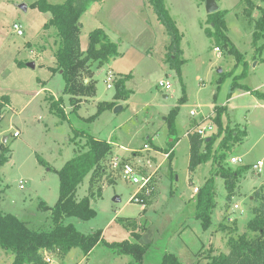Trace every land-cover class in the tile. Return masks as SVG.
<instances>
[{
  "label": "rangeland",
  "instance_id": "1",
  "mask_svg": "<svg viewBox=\"0 0 264 264\" xmlns=\"http://www.w3.org/2000/svg\"><path fill=\"white\" fill-rule=\"evenodd\" d=\"M46 1L58 5L66 0ZM204 1L164 0L183 33L181 59L185 60L180 72L170 64V37L150 0L92 2L80 18L81 51L85 53L88 49L89 34L103 28L119 44V55L101 67H97L96 61L82 68L79 80H84L85 84L94 83L95 94L78 95L79 101L74 107L70 94L64 91L65 81L58 70L56 55L61 36L55 26H45L51 12L40 9L39 0H0V112L4 116L0 119V156L8 158L0 166V211L17 215L35 229L49 226L51 212L41 209L40 203L44 200L49 206L55 205L60 190L59 171L86 145L88 134L107 143L114 140L125 145L134 135L129 146L136 149L133 152L136 155L126 161L144 166L148 156L154 163L144 170L151 179L150 189L145 190L143 196L146 210L142 211L141 203L131 201L138 185L125 180L120 167L113 166L114 158H121L114 150L120 148L114 146L116 149L112 151L108 143L110 150L77 191L78 198L90 197L96 215L89 220L63 219L64 224H73L85 234L102 230L105 242L127 239L142 243L146 250L141 263L131 255L99 243L88 254L74 248L63 259L55 252H47L45 257L52 259L48 264H160L166 252L176 254L182 264H207L215 255L229 252L227 243L232 233L237 236L247 231L251 209L256 207L254 202L260 203L253 199L263 190L254 187L252 180L263 179L264 171L248 167L236 180L231 199L226 198L225 178L220 174L213 178L215 207L208 229H204L201 219L196 217V193L199 191L194 192V187H203L212 171L213 175L218 174L219 165L214 161L236 169L240 165L230 163L233 156H240L243 164L264 157V99L241 87H236L230 95L235 72L244 69L249 73L238 82L264 92V51L253 44V33L257 30L255 26L262 15L264 1L250 0L254 6L250 21L245 12L249 6L247 0H216L220 6L218 11H226L224 32L242 55L239 62L228 51L229 45L220 46L221 55L215 51L217 44L210 35L214 31L210 23L213 20L209 18ZM18 4H25L26 8ZM14 22L22 23L24 35L13 31ZM257 45L264 46V36ZM29 62H34L35 67L29 66ZM111 72L117 78L131 74L126 81V88L131 90L130 106L118 114L112 109L125 100L115 97L116 82L112 88L107 87V75ZM161 80H169L172 89L162 88ZM53 101L64 109L65 117L57 115ZM101 102L112 104L111 109L100 112ZM213 103L223 108L225 122L224 131L212 143L213 149H219L225 136L224 141L231 145L220 147L215 155L224 158L213 156L190 172L188 139L182 135L187 128L191 129L187 131H194ZM215 109L210 117L213 120L214 114L217 117ZM171 110L177 111L173 128L169 124ZM125 119L128 120L119 125ZM213 124L216 125L214 121ZM237 124L246 128L248 140L241 141L245 140L246 133ZM170 129H176L175 136L181 137L173 159L176 172L168 171V162L157 166V160L165 156L162 147L172 138L167 137ZM17 131L20 134L15 136ZM232 133L239 135V141L233 140ZM146 140L161 147L152 148L151 152L141 151V148L146 149ZM116 196H120L121 201H117ZM132 230L142 235L140 240ZM14 257L13 251L0 247V264H12Z\"/></svg>",
  "mask_w": 264,
  "mask_h": 264
},
{
  "label": "trees",
  "instance_id": "2",
  "mask_svg": "<svg viewBox=\"0 0 264 264\" xmlns=\"http://www.w3.org/2000/svg\"><path fill=\"white\" fill-rule=\"evenodd\" d=\"M99 1L101 0H66L64 3L57 5L46 0H39L40 9L51 12V18L45 26H55L61 36L60 50L56 55L58 70L65 81L64 91L70 94L74 107L79 101L76 98L78 95L92 96L95 94L94 83L85 84L84 80H79L82 68L96 61L98 62L97 67H101L119 55V44L113 41L103 28H97L89 34V45L85 53L80 49L81 15L92 2ZM150 3L158 20L166 27L170 37L168 48L170 64L180 72V66L183 61L181 59L183 33L169 14L164 0H150ZM247 3L249 6L245 8V12L250 21H252L254 6L250 0H247ZM225 12L217 11L209 14V18L213 20L210 23H213L214 26V31L210 35L215 39L216 46L220 49L222 45L225 48L228 45L231 46L228 51L238 60L242 58V55L224 32V28L227 27L224 17ZM261 12L262 15L255 26L257 30L253 33V44L260 51L264 49V46L257 45L260 37L264 36L262 34L264 31V8H262ZM246 75L247 72L245 70L242 77ZM127 77L125 76V78H120L116 81L118 89L115 97L118 99L127 97L126 94L129 93L125 86ZM234 78L235 82L232 83L230 95L233 94L236 87H241L264 99L263 92L251 90L248 85L238 82L241 78L239 76ZM104 104L107 107L104 108ZM99 105L100 112H102L106 108L111 109L112 104L101 102ZM52 107L57 115L66 116L64 109L60 108L57 102L53 101ZM175 111L173 110L169 114V124L171 126H174L175 123L177 115V111ZM222 112L223 108L217 107L215 123L218 130L211 135L210 140H207L208 137L201 138L197 133H192L190 136L191 158L189 167L191 170H195L199 164L211 159L213 154L215 156L216 152L212 143L223 131ZM1 116L0 112V119ZM78 132L85 134L82 130ZM232 136L236 137L234 133H232ZM86 137L88 138L86 145L79 148L75 156L69 159L59 171L60 190L59 198L55 205L49 206L44 200L40 203L41 209L51 212V223L49 226L35 229L17 215L0 211V247L13 251L15 257L12 264H48L44 255L46 252H55L60 259H63L74 248H78L88 254L99 243H105L109 248L115 249L121 254L131 255L136 262L141 263L143 261L146 248L142 243L130 242L129 240L105 242L102 230L85 234L79 231L75 225L63 223L64 217H77L89 220L96 215V210L90 205V197L77 198V191L85 177L110 148L106 141L98 140L89 134ZM222 143V147L228 145L224 140ZM217 158H224V156H218ZM7 161V157L2 158L0 156V166ZM41 161L44 163L43 160ZM218 165V173L225 178V185L229 191L228 199H231L235 191L236 180L242 174L241 172L248 169L249 166L243 165L233 169L224 167L221 162ZM198 190L196 217L201 219L203 228L208 229L215 207L213 178H209L205 185L201 189L198 188ZM255 200L260 203L252 209L254 217L248 222L247 231L237 236L234 234L235 232L232 233L233 235L229 237L227 243L229 252L215 255L207 264H264V195L257 193ZM133 223L136 224L135 221ZM160 264H182V262L176 254L166 252Z\"/></svg>",
  "mask_w": 264,
  "mask_h": 264
},
{
  "label": "crops",
  "instance_id": "3",
  "mask_svg": "<svg viewBox=\"0 0 264 264\" xmlns=\"http://www.w3.org/2000/svg\"><path fill=\"white\" fill-rule=\"evenodd\" d=\"M232 41V40H231ZM233 43V42H232ZM234 45V44H233ZM168 47H169V45H168ZM217 46H215V48H216ZM181 48H182V46H181ZM214 48V49H215ZM182 50H183V48H182ZM216 51V50H215ZM263 51H264V49H263ZM183 53H184V50H183ZM183 53H182V55H183ZM221 54H222V51H221ZM220 54V55H221ZM182 55H181V58H182ZM184 59V58H183ZM185 60V59H184ZM238 62V61H237ZM235 62H233V64H234ZM255 64H257V63H255ZM243 65V69L245 68V66H246V64H245V62L242 64ZM234 66H235V64H234ZM247 66H248V64H247ZM222 70V69H221ZM243 72H245V69H244V71H241L240 72V70H238V71H236L235 72V77H237V76H239V78L240 77H242V75H243ZM246 72H247V75H248V70H246ZM219 73H222V71L221 72H219ZM115 74V73H114ZM116 75V74H115ZM129 75V76H128ZM62 76V75H61ZM125 76H128L127 77V79L129 78L130 79V77H131V74H124V75H122V76H118V78L117 79H120V78H125ZM117 79L115 80V82L117 81ZM127 79H126V81H127ZM169 81V80H168ZM114 82V83H115ZM128 82V81H127ZM126 82V83H127ZM126 83H125V86H126ZM116 84V83H115ZM247 85V84H246ZM43 88V87H42ZM41 88V89H42ZM162 88H164V87H162ZM251 88V87H250ZM127 89V88H126ZM165 89V88H164ZM172 89V88H171ZM127 90H129V89H127ZM166 90V89H165ZM170 90V89H169ZM169 90H167V91H169ZM251 90H258V89H256V88H251ZM248 93H251V95H254L253 93H252V91H250V90H246ZM258 91H260V90H258ZM260 92H262V91H260ZM117 93V92H116ZM264 93V92H263ZM127 95V97H123V99H121V100H125L124 102L125 103H121V104H117V105H121L122 106V110L121 111H119V112H115L114 111V108L112 109L116 114H118V113H121L123 110H125L127 107H129L130 106V104L128 103V101L131 99V90H129V93L128 94H126ZM166 97V96H165ZM88 99V98H87ZM78 104H80V102L78 103ZM264 105V104H263ZM212 107V108H211ZM211 109H210V111L200 120V121H198V122H202V123H204V122H207V121H210V122H212L213 123V121L215 122V118H216V115L214 114L213 116H214V120L212 119V118H210L211 117V113H212V111L214 110V108H216L215 110H216V113H217V107H215V104L213 103L212 105H211ZM106 109H108V108H106ZM105 110V109H104ZM173 110H171L169 113H171ZM102 113H103V111H102ZM2 114V113H1ZM139 114V110H138V112H136L134 115L135 116H137ZM212 116V117H213ZM4 116L2 115L1 116V118H3ZM210 118V119H209ZM128 119H130V118H128ZM128 119H125V120H123V121H121L120 122V124L119 125H121V124H124ZM222 121H223V118H222ZM195 123V122H194ZM200 123H197L196 124V126H195V128H193V130L194 131H190L191 129L190 128H187L186 130H185V132H184V134L182 135L183 137H186L187 139H188V147H189V150H190V152H189V163H188V167H189V165H190V158H191V141H190V136L192 135V133H196L195 132V129H196V127L200 124ZM223 124H225V122L223 121ZM237 125H240V124H237ZM215 126V133L217 132V127H216V125H214ZM170 127L171 128H173L174 126H171L170 125ZM240 127L242 128V129H244L245 130V133H246V135L244 136L245 137V140L243 139V140H241V141H246V140H248V135H249V133H248V131L246 130V128L245 127H243V126H241L240 125ZM188 129H190L189 131H187ZM224 129H225V127H224V125H223V131H224ZM135 132V131H134ZM213 132V134H215ZM98 133V132H97ZM113 133V131L112 132H110V135L109 136H112L111 134ZM248 133V134H247ZM133 134H135V133H133ZM177 134V130L176 129H170L169 130V132L167 133V137L168 138H170V137H172L169 141H168V145H166L165 147H162L163 149H164V151H163V154H165V156H162V157H160L159 158V160H157L158 162H157V166H162V164H164V162H168V171H173V172H176L177 170L174 168V166H173V159H174V157H175V149H176V147H177V145H178V143H179V141L181 140L180 138L181 137H179V136H175ZM224 134H225V132H224ZM95 135H93V137H94ZM133 136L134 135H132L128 140H126V144L127 145H125V143H119V144H117L116 143V141H112V143H110L109 141H108V143H109V145H111V147H112V151H113V149H116V148H114V146H117V147H119L120 149H117V150H114V153H118L119 155H120V157L121 158H118L121 162H123V163H130V162H127L126 161V159H130L131 158V156L134 154L133 152H134V150H136V149H133V148H131L130 146H129V144L132 142V138H133ZM234 136H236V137H233L232 136V138H233V140H237L238 138H239V135L237 134H235L234 133ZM8 137V136H7ZM5 138V137H4ZM95 138L96 139H99L97 136H95ZM111 138V137H110ZM109 138V139H110ZM148 138H149V140H151L152 139V136L149 134L148 135ZM202 138V137H201ZM208 138H210L211 139V136H208ZM219 138V137H218ZM221 138V137H220ZM210 139H207V140H210ZM226 139V137L225 138H222V140H221V142L219 143V149H220V147H222V146H220V144L222 143V141L223 140H225ZM7 140V139H6ZM149 140H146V142H145V145H146V149L145 148H141L140 150L141 151H147V149H148V151H150L151 152V149L152 148H156L157 149V147H161V146H159V145H155L154 143H152L151 141H149ZM238 141H239V139H238ZM223 144V143H222ZM144 145V146H145ZM228 145H229V143H228ZM228 145H226V147L224 146V148H228L230 145H231V143H230V145L228 146ZM153 146V147H152ZM228 146V147H227ZM123 148V149H122ZM219 149H214V151L216 152V154L218 155V150ZM123 150V151H122ZM139 150V151H140ZM252 150V149H251ZM165 152V153H164ZM1 153V152H0ZM215 154V155H216ZM134 155H136V154H134ZM147 155V154H146ZM160 155V154H159ZM155 156V155H154ZM214 156V155H213ZM146 157V156H145ZM218 157V156H217ZM235 157H237V156H235ZM238 157H240V156H238ZM232 158V157H231ZM264 157H261V158H258L257 159V161L258 160H263V162H264V159H263ZM161 159V160H160ZM212 159H214V158H212ZM123 160H125V161H123ZM214 160H217V158L216 159H214ZM256 161V162H257ZM146 162H147V164L146 165H144V166H135V168H136V170L141 174V175H144V176H147L148 174L147 173H145L144 172V170H145V168L147 167V165H152L153 164V166H154V163H152V161H151V159H149L148 158V156L146 157ZM145 162V163H146ZM155 162V161H154ZM256 162H246L247 164H243V163H232L231 162V159H230V163L231 164H239L240 166H243V165H248L249 167H251V169H253L252 168V166L256 163ZM214 163H216V164H219L218 162H215L214 161ZM132 164V163H131ZM151 167V166H150ZM198 167V166H197ZM219 167V166H218ZM224 167H226V166H224ZM226 168H232L231 166L230 167H226ZM196 169V168H195ZM254 170V169H253ZM189 171L190 172H194L195 170H191L190 169V167H189ZM245 171V170H244ZM244 171L243 172H241L242 174L244 173ZM263 171H264V168H263ZM262 171V172H263ZM255 172H257L256 170H255ZM122 174V173H121ZM220 173H216V174H214L213 175V171H212V174H211V177L210 178H215L216 176H218ZM242 174L240 175V177L242 176ZM176 175L177 174H175L174 175V181H175V178H176ZM221 175V174H220ZM149 176V175H148ZM222 176V175H221ZM123 177V176H122ZM170 178H172V177H170ZM263 179H257V180H252V182H254L255 181V183L253 184L254 185V187H257L258 189H263L262 190V192H261V194L262 195H264V177H262ZM126 180V179H125ZM208 179H206V181H207ZM177 183H176V181H175V185H176ZM149 186H150V182H149V184H148V186L147 187H145L144 189H142L140 192H139V195H140V198L142 199V202H140L141 204H142V211L144 210H146L145 208H146V204H145V201H144V198H143V196H145V190L147 191L148 189H150L149 188ZM197 187V186H196ZM196 187H194V192H196V190H195V188ZM199 188V187H198ZM202 188V187H201ZM201 188H199V189H201ZM214 189H216V187H215V181H214ZM226 190L228 191V189L226 188ZM137 191V190H136ZM136 191L134 192V194L136 193ZM179 191V190H178ZM180 191H182V190H180ZM199 191V190H198ZM183 193V192H182ZM260 193V192H259ZM133 194V195H134ZM196 194H198V192L196 193ZM228 194H229V191H228ZM228 194H227V199H228ZM234 195V194H233ZM186 197H188V196H186ZM234 197V196H233ZM78 198V197H77ZM119 198H120V201H121V197L119 196ZM196 199H197V196H196ZM186 201H188L187 200V198L185 199ZM254 201H256L255 200V197H254V199H253ZM131 201H133V200H131ZM258 204H257V202H254V206H257ZM195 206L197 207V202L195 203ZM237 206V207H236ZM235 208H240V206L239 205H235ZM241 209V208H240ZM244 212V210L242 209V213ZM254 217V214H253V212H252V209H251V212H250V217H249V219H252ZM83 220V219H82ZM249 221V220H248ZM134 222V221H133ZM135 224V223H134ZM128 227H129V224L127 225ZM133 231V230H132ZM103 232V231H102ZM134 233V235L138 238L139 237V239L138 240H140L141 239V237H142V235H140V234H135L136 232L134 231L133 232ZM102 236H103V233H102ZM104 238V237H103ZM127 240V239H126ZM131 242V241H130ZM47 253V252H46ZM50 258V257H49ZM52 260V259H51Z\"/></svg>",
  "mask_w": 264,
  "mask_h": 264
},
{
  "label": "built area",
  "instance_id": "4",
  "mask_svg": "<svg viewBox=\"0 0 264 264\" xmlns=\"http://www.w3.org/2000/svg\"><path fill=\"white\" fill-rule=\"evenodd\" d=\"M13 31L17 33V35L21 36L24 35V27L21 22H14L13 23ZM216 52L218 54H221V49L219 47L215 48ZM117 79V76L114 73H108L107 75V87L112 88L113 83ZM159 85L161 87H164L166 90H169L172 88V83L168 80H161L159 82ZM192 115L195 114L194 111L191 112ZM215 131V126L212 122L207 121L204 123H200L196 129L195 132L202 138L211 136L213 132ZM20 133L17 131L15 132V136H18ZM113 166L115 168H119L121 170L122 176L124 179L132 182L133 184L138 185L136 193L131 197V200L140 203L142 202V199L140 198L139 192L148 186L151 177L150 176H144L141 175L135 168V166L131 163H123L121 162L117 157L114 158ZM232 163H243V159L241 157H235L233 156L231 158ZM264 167L263 160H258L254 165L253 168L256 169L258 172H262ZM196 191H198V187L195 188ZM46 260L48 262L51 261V258L46 257Z\"/></svg>",
  "mask_w": 264,
  "mask_h": 264
},
{
  "label": "water",
  "instance_id": "5",
  "mask_svg": "<svg viewBox=\"0 0 264 264\" xmlns=\"http://www.w3.org/2000/svg\"><path fill=\"white\" fill-rule=\"evenodd\" d=\"M205 7H206V10L207 12L210 14V13H214L216 11H218L220 9V6L218 4V2L216 0H205ZM19 7H22V8H26V5L25 4H18ZM29 66L31 67H35V63L34 62H29L28 63ZM219 72H221L222 70H218ZM122 110V106L121 105H118L114 108V111L115 112H119ZM7 139V136L4 138V142L6 141ZM210 139V138H208ZM116 200L117 201H120V198L119 196H116Z\"/></svg>",
  "mask_w": 264,
  "mask_h": 264
}]
</instances>
